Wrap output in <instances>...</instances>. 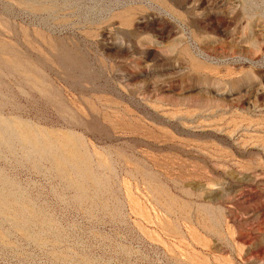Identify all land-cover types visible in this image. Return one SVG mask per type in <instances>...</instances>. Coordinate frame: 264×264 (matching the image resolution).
Wrapping results in <instances>:
<instances>
[{
  "label": "rangeland",
  "instance_id": "1",
  "mask_svg": "<svg viewBox=\"0 0 264 264\" xmlns=\"http://www.w3.org/2000/svg\"><path fill=\"white\" fill-rule=\"evenodd\" d=\"M0 264H264V0H0Z\"/></svg>",
  "mask_w": 264,
  "mask_h": 264
}]
</instances>
